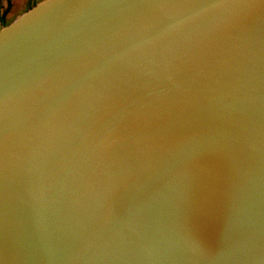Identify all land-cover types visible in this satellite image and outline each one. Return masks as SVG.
<instances>
[{"label": "water", "instance_id": "water-1", "mask_svg": "<svg viewBox=\"0 0 264 264\" xmlns=\"http://www.w3.org/2000/svg\"><path fill=\"white\" fill-rule=\"evenodd\" d=\"M0 264H264V0L2 24Z\"/></svg>", "mask_w": 264, "mask_h": 264}, {"label": "rangeland", "instance_id": "rangeland-1", "mask_svg": "<svg viewBox=\"0 0 264 264\" xmlns=\"http://www.w3.org/2000/svg\"><path fill=\"white\" fill-rule=\"evenodd\" d=\"M40 0H0V9L2 10L7 6L8 12L6 15V22L9 23L17 15L30 8ZM0 22V27L2 26Z\"/></svg>", "mask_w": 264, "mask_h": 264}, {"label": "flooded vegetation", "instance_id": "flooded-vegetation-1", "mask_svg": "<svg viewBox=\"0 0 264 264\" xmlns=\"http://www.w3.org/2000/svg\"><path fill=\"white\" fill-rule=\"evenodd\" d=\"M6 9H7V6H5V8H3L2 10L0 9V16L5 12ZM6 15H7V13H6ZM6 15H5V20H6ZM0 22L4 23V21L1 19H0Z\"/></svg>", "mask_w": 264, "mask_h": 264}, {"label": "trees", "instance_id": "trees-1", "mask_svg": "<svg viewBox=\"0 0 264 264\" xmlns=\"http://www.w3.org/2000/svg\"><path fill=\"white\" fill-rule=\"evenodd\" d=\"M8 12V9L5 10V12L0 16V19L4 21V23H7L5 20V15Z\"/></svg>", "mask_w": 264, "mask_h": 264}]
</instances>
